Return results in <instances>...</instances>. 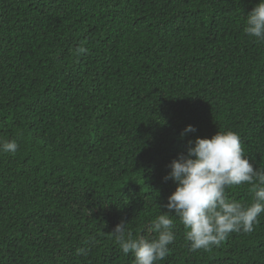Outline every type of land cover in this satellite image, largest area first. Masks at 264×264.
<instances>
[{
  "label": "trees",
  "instance_id": "16d2710c",
  "mask_svg": "<svg viewBox=\"0 0 264 264\" xmlns=\"http://www.w3.org/2000/svg\"><path fill=\"white\" fill-rule=\"evenodd\" d=\"M259 2L0 0V141L19 145L0 152V264H133L111 234L154 235L197 138L234 132L264 167V42L243 31ZM174 219L156 264H264V214L196 252Z\"/></svg>",
  "mask_w": 264,
  "mask_h": 264
},
{
  "label": "clouds",
  "instance_id": "9594fccd",
  "mask_svg": "<svg viewBox=\"0 0 264 264\" xmlns=\"http://www.w3.org/2000/svg\"><path fill=\"white\" fill-rule=\"evenodd\" d=\"M244 34L264 42V0H260L246 15ZM76 55L87 48H75ZM189 125L182 135L194 133ZM19 145L13 139L0 141V152L15 154ZM171 171L165 180H173L177 187L168 197L166 208L147 226L151 235L134 236L123 221L111 235L125 254L133 256V264H156L170 253L169 245L175 241V219L185 228V240L190 251L219 247L232 233H251L258 217L264 214V167H254L244 156L240 137L231 131L209 138L189 141L186 154L172 161ZM250 185L253 202L245 205L230 199L227 190ZM85 249H77V255Z\"/></svg>",
  "mask_w": 264,
  "mask_h": 264
}]
</instances>
